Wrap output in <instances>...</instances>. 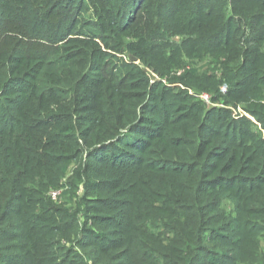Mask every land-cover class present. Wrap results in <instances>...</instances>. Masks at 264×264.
<instances>
[{
  "label": "trees",
  "instance_id": "trees-1",
  "mask_svg": "<svg viewBox=\"0 0 264 264\" xmlns=\"http://www.w3.org/2000/svg\"><path fill=\"white\" fill-rule=\"evenodd\" d=\"M115 54L122 55L123 68L133 71L142 91L144 72L130 56L160 74L179 70L185 58L192 65L214 64L223 70L228 90L223 97L217 87L212 100L245 101L246 111L264 124L263 106L248 101L264 96V0H0V264H114L107 258L120 246L115 264H222L225 224L216 225L214 217L235 209L240 187L238 179L217 175L233 161L222 169L216 165L220 144L203 159L202 146L191 143L183 157L161 151L152 162L133 157V171L155 178L156 191L144 189L143 196L130 181V193L119 190L131 198L125 208L106 198L117 188L109 187L111 175L91 180L92 159L101 149L125 142L141 155L162 140L164 126L172 122L169 97L175 95L165 89L151 96L150 88L141 96L148 100L146 109L155 110L158 132L142 129L143 117L135 123L144 110L139 103L119 121L117 75L108 63ZM196 73L184 70L180 78ZM205 80L214 84L209 76ZM225 110L211 111L205 129L212 137H223L227 129L223 151L245 153L251 147L253 154L260 151L263 166L264 140L248 132L255 129L247 120L224 126ZM81 111L87 117L64 115ZM126 129L127 140L116 134ZM80 152L89 155L88 163L73 171L66 186L80 183L96 198L92 207L80 211L78 204L72 211L49 192L58 190L70 154ZM83 201L88 203L87 195Z\"/></svg>",
  "mask_w": 264,
  "mask_h": 264
},
{
  "label": "rangeland",
  "instance_id": "rangeland-1",
  "mask_svg": "<svg viewBox=\"0 0 264 264\" xmlns=\"http://www.w3.org/2000/svg\"><path fill=\"white\" fill-rule=\"evenodd\" d=\"M105 51L114 54L110 50ZM115 55L116 57L113 56L109 58L108 63L109 70L112 74L117 75L115 83L119 89L115 90V92L118 95L117 98L121 100V102H117V104L121 103L122 106L119 121L121 122L127 117L129 111L132 110L133 103H139L142 107L144 105V110H139L138 112V119L139 117L140 119H142V117L144 119V124L141 125V128L149 129L150 133H155L154 131H156V133L158 132L156 123L159 119L154 115L155 110L151 108L146 109L148 100L146 97L141 96L144 93H147L146 91L149 92L150 88L151 96L159 95L160 92L165 91V89L172 91L175 95L174 98L169 97L171 109L170 120H172V122L164 126L162 140L153 142L148 148V151H145L141 155L134 148L127 146L125 142L117 143L116 145L118 146L116 147L112 146L101 149L97 153V158L92 159L94 173L91 176V180L94 182L96 180L102 181L103 179H106L108 175H111L112 179L109 183V187L116 186L117 188L109 192V194H106V198L113 199L114 202L112 206L119 209L121 207L125 208L130 204L131 198H127L126 194H119V190L122 189L126 192V189H128L130 193L131 187L128 185L130 181H136V184L140 186L138 194H142L143 196L144 189L152 192L156 191L155 178L150 177L149 175L144 179V171L142 169L137 172L133 171L136 168V164L131 166V160L133 157H140L141 159L146 158L152 162L151 159L154 158L157 151H161L164 154L175 152L178 156L183 157L184 151L189 149L188 143H191L194 148L198 147L199 149V144L202 146L200 154L203 155V159L210 147L220 144L218 152L220 157L219 160H216V165L222 169L225 164H228L231 158H233V161H230L231 166L228 169V172L217 175L218 177L228 179H238L236 180V186L239 185L240 187L237 189V192H235L236 198L234 199V202H232L234 203L233 206H235V209L232 210L233 208H231L232 211L230 210L231 212L229 211V214H225L222 217H220L219 214L214 217L215 222H217L216 225H219L220 223L225 224L222 233L226 238V244L221 247V252L225 255L222 264H264V165L259 166V163H262L261 154L257 153H260V151L253 154V151L249 150L251 147L247 148V152L245 153L237 148L231 153L228 149L223 151L224 144L222 141L225 139L227 129L223 130V137L221 135L212 137L210 131L205 129L208 125L207 123H209L208 119L210 118V112L213 111L215 115H223V110L225 109V111L228 112L225 113L227 114V117L224 120V126L231 127L237 121L240 122L241 120H247L249 121V125L253 126L255 129V131H251L250 127H248V132L253 133L256 139L264 140V124L246 111L248 108L246 107L247 103L245 101L232 104L233 100H226L225 102H223V99L217 101L212 100L213 96H215V90L218 88L219 94L223 97H225L228 90L227 84L224 82L225 77L223 70L221 71V68L216 69L214 64L207 65L205 62L198 63L196 61L194 62L196 65H192L188 62V59L185 58L186 63L179 70L172 69L169 73L160 74L152 68L150 69L139 65L138 61L134 60L132 63L138 67L139 71L144 72L143 77L144 80L147 81L146 85L144 83V91H142L137 86L138 79L133 77V71L129 68H123L125 61L122 55ZM188 69L196 70V75H188L185 79L180 78L183 71ZM207 76L214 80V84L205 80ZM88 82H90V80H88L87 83ZM124 85L126 87L120 89L124 87ZM87 90L92 91V89ZM95 91L96 90L93 92V97ZM203 95H207L208 98L202 100L201 97ZM262 96L263 95L259 96L255 94L254 97H250L248 101L252 102V105L256 108L260 109L258 107V104H260L264 109V96ZM97 100L98 99H95L93 102L96 103ZM82 101L85 102V105H89L87 100L85 101L83 99ZM155 103L158 105L160 102L157 99ZM258 111L262 113V110ZM64 115H71V119L75 120L77 115H81V117L84 118L87 117L88 114L81 111L79 114L68 112ZM196 115H198V120L195 118ZM138 119L135 123H139L140 119ZM80 123H83V120L75 121V126H78ZM209 127L214 128L215 125L213 126L212 124H209ZM199 128L201 130H199ZM126 132L127 129L124 131L119 130L116 134L126 136L128 134ZM249 133L247 136H244V138L248 137L250 135ZM116 134H113V136ZM132 135H141V133L135 132ZM170 142L172 144L173 142H178L176 146L179 147H175L174 145L175 149L172 150L169 148ZM140 146H144V141ZM70 155L69 159L71 160L67 164L68 168L65 177L61 179L58 190H52L49 193L51 196L53 192L56 193L54 199V201H57L56 204H67L71 207L72 211L76 210L78 204H80V211H84L87 207H92V205H94L90 203L95 201L94 199L96 196L85 194L80 183H76V186L71 188L66 186V182L71 174H73L74 170L81 172L83 163H88L89 155H86V152H80L79 154L71 153ZM100 156L103 157L104 162H98ZM128 158L129 160H126ZM197 159L198 156L194 157L195 161ZM111 162H113L115 166L110 165ZM214 163V160L210 161V164ZM138 194H135V196L140 199ZM86 195L88 203H84L83 201V198L86 197ZM231 233H233V237L230 236ZM74 239H79V232ZM236 239H239L238 244L233 243ZM62 245L67 246L69 243L62 242ZM153 246H155V244H153ZM122 250L123 248L121 246L114 249L107 259H110L114 264L117 263L116 259Z\"/></svg>",
  "mask_w": 264,
  "mask_h": 264
},
{
  "label": "built area",
  "instance_id": "built-area-1",
  "mask_svg": "<svg viewBox=\"0 0 264 264\" xmlns=\"http://www.w3.org/2000/svg\"><path fill=\"white\" fill-rule=\"evenodd\" d=\"M207 98H208L207 95H203V96L201 97L202 100H206ZM55 197H56V193L53 192V194H52V198L55 199Z\"/></svg>",
  "mask_w": 264,
  "mask_h": 264
},
{
  "label": "water",
  "instance_id": "water-1",
  "mask_svg": "<svg viewBox=\"0 0 264 264\" xmlns=\"http://www.w3.org/2000/svg\"><path fill=\"white\" fill-rule=\"evenodd\" d=\"M130 60L133 62L134 60H136L135 58H133V57H130Z\"/></svg>",
  "mask_w": 264,
  "mask_h": 264
}]
</instances>
